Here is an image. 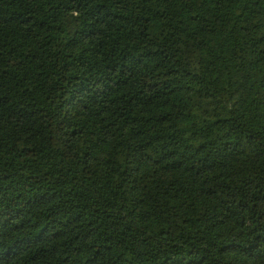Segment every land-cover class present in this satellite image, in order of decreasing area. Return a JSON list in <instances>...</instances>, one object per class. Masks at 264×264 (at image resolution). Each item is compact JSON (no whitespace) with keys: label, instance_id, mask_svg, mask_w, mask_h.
I'll list each match as a JSON object with an SVG mask.
<instances>
[{"label":"trees","instance_id":"obj_1","mask_svg":"<svg viewBox=\"0 0 264 264\" xmlns=\"http://www.w3.org/2000/svg\"><path fill=\"white\" fill-rule=\"evenodd\" d=\"M0 264H264V0H0Z\"/></svg>","mask_w":264,"mask_h":264}]
</instances>
